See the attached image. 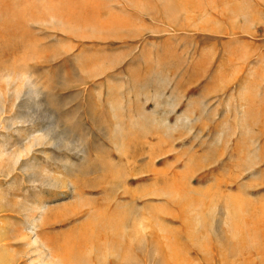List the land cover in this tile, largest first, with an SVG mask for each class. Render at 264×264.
<instances>
[{
    "label": "rangeland",
    "instance_id": "obj_1",
    "mask_svg": "<svg viewBox=\"0 0 264 264\" xmlns=\"http://www.w3.org/2000/svg\"><path fill=\"white\" fill-rule=\"evenodd\" d=\"M66 244L264 264V0H0V264Z\"/></svg>",
    "mask_w": 264,
    "mask_h": 264
},
{
    "label": "bare ground",
    "instance_id": "obj_2",
    "mask_svg": "<svg viewBox=\"0 0 264 264\" xmlns=\"http://www.w3.org/2000/svg\"><path fill=\"white\" fill-rule=\"evenodd\" d=\"M48 135V134H47ZM32 148H34V146H35V144L33 143L32 145ZM18 151V150H17ZM21 152H22V150H20ZM34 151V150H33ZM20 152V153H21ZM19 153V154H20ZM13 156V155H12ZM15 157V156H14ZM20 158H21V154H20V156L17 158V159H15V160H17V161H15V164H18V162L20 161ZM12 159V158H11ZM22 159V158H21ZM23 161V160H22ZM20 163V162H19ZM14 164V165H15ZM34 174V173H33ZM29 175H30V173H29ZM36 174H34V179H36V176H35ZM38 176V175H37ZM32 178V177H31ZM38 178V177H37ZM33 180V179H32ZM51 182H54V180H50ZM46 182V181H45ZM50 182V183H51ZM44 183V182H43ZM43 183H42V186H43ZM49 184V183H48ZM52 184V183H51ZM50 184V185H51ZM55 184V183H54ZM45 185V184H44ZM49 185V186H50ZM56 185V184H55ZM46 186H48V185H46ZM48 186V187H49ZM53 186V185H52ZM28 210V209H27ZM10 212V211H9ZM15 212V211H14ZM104 213V212H103ZM97 218V217H96ZM95 218V219H96ZM100 219H101V216L99 217ZM94 219V218H93ZM93 220L92 222H88V223H90L91 225H92V228H90V230H89V232L88 231H85V232H87V233H89L90 235H86V233L85 232H82V233H84V234H81L79 237H78V235H77V237H75V238H73L72 240H71V242H69V243H72L71 245H74L76 248H77V246H78V244H79V242H82L81 240L84 238L85 240H88L89 238H94V237H97V236H99L101 233H103L102 232V227L104 226V228H105V230H106V228L108 227H106V225L109 223L108 222V219H106L105 220V218H104V225L103 224H101L100 222H101V220L99 221L98 220V222H96V220ZM110 221V220H109ZM113 224V222L111 221L110 222V225H112ZM101 225V226H100ZM103 225V226H102ZM109 225V224H108ZM114 225V224H113ZM91 227V226H90ZM113 227V226H112ZM110 228H111V226H110ZM108 229V228H107ZM86 230H88V229H86ZM112 230V232H113V229H111ZM83 231H84V229H83ZM105 232V231H104ZM111 232V233H112ZM106 233V232H105ZM105 235V234H104ZM116 235H117V233H116ZM90 236V237H89ZM92 242H93V240H91ZM67 242H68V239H67ZM64 243H65V241H64ZM82 244V243H81ZM46 246V245H45ZM63 246V247H62ZM61 247H62V249H64L65 247H67V249L66 250H64V253H63V255H64V257L62 258V260H61V264H83V259L84 258H82L80 255H78L76 252H74L71 248H69L68 249V246H67V244L66 245H62ZM73 246V247H74ZM58 247H60V246H58ZM58 249V248H57ZM107 252V251H106ZM83 253V252H82ZM90 253V252H89ZM58 254V253H57ZM60 255H62V254H60ZM90 261V260H89ZM86 262V261H85ZM88 262V261H87Z\"/></svg>",
    "mask_w": 264,
    "mask_h": 264
}]
</instances>
